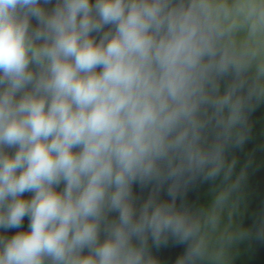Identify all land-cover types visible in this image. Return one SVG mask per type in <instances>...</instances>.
Wrapping results in <instances>:
<instances>
[{
  "label": "clouds",
  "instance_id": "1",
  "mask_svg": "<svg viewBox=\"0 0 264 264\" xmlns=\"http://www.w3.org/2000/svg\"><path fill=\"white\" fill-rule=\"evenodd\" d=\"M261 103L264 0H0V264H194Z\"/></svg>",
  "mask_w": 264,
  "mask_h": 264
},
{
  "label": "water",
  "instance_id": "2",
  "mask_svg": "<svg viewBox=\"0 0 264 264\" xmlns=\"http://www.w3.org/2000/svg\"><path fill=\"white\" fill-rule=\"evenodd\" d=\"M32 23H36L35 19ZM249 125L250 133L244 145L227 152V161H235L231 179L226 182L221 174L214 181L197 180L176 201L177 206L186 208L201 222L198 242L203 241L204 255L194 264H264V103L250 113ZM241 173L243 179L231 190L225 206L216 212V226L205 225V214L212 210L215 196L235 184ZM134 193L146 198L149 189L142 191L134 185ZM31 195L25 193L24 198H31ZM160 199L170 198L165 191L160 193ZM28 223L25 217L22 229H10L6 234L10 236L16 231L27 230ZM149 244L151 246V240ZM186 247V244H177L170 239L167 246L152 247L151 250L159 264H176Z\"/></svg>",
  "mask_w": 264,
  "mask_h": 264
}]
</instances>
